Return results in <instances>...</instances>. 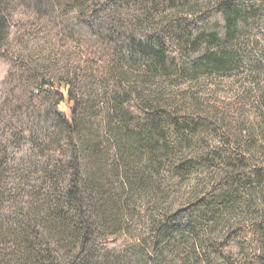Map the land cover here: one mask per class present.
<instances>
[{
    "label": "trees",
    "instance_id": "16d2710c",
    "mask_svg": "<svg viewBox=\"0 0 264 264\" xmlns=\"http://www.w3.org/2000/svg\"><path fill=\"white\" fill-rule=\"evenodd\" d=\"M30 2L43 28L9 47L0 98V264H264V157L225 130L199 145L207 118L147 86L262 66L264 0Z\"/></svg>",
    "mask_w": 264,
    "mask_h": 264
},
{
    "label": "rangeland",
    "instance_id": "374dc122",
    "mask_svg": "<svg viewBox=\"0 0 264 264\" xmlns=\"http://www.w3.org/2000/svg\"><path fill=\"white\" fill-rule=\"evenodd\" d=\"M8 1L4 12L8 19L9 38L5 43L13 42L2 46L0 49V98L4 86L3 82L11 69L9 47L17 44L16 41L19 40H32L36 37V28H43L42 24L38 25L37 12L27 8L26 4L30 0ZM49 11L51 12V10ZM40 35L43 34L38 36ZM242 43L250 51H253V55L259 53L253 47L252 37L244 38ZM259 46L261 45L259 44ZM249 63L250 66L235 70L233 75L198 74L193 76L194 78L192 76H176L147 84V86H149L153 96L158 100L160 99V102L171 100L177 107L187 111L196 110L207 118L208 126L201 130L197 139L199 145L204 146L206 142L210 141L219 142L220 134L225 130L234 136H244L243 138L250 142L255 157L262 160L264 157V103H262L264 94V68L262 67L264 64L262 63L263 65L257 68V61H250ZM198 176L203 177L204 174L187 178L178 188L177 194L165 198V204L167 206L175 205L173 209L184 205L192 191L190 186L196 183ZM136 228L135 221L131 227H128V230L136 234ZM128 236L132 237L133 240V236L129 234ZM121 240L122 238L112 244L119 248L122 246ZM192 255L195 256V254ZM196 256L202 257L199 253Z\"/></svg>",
    "mask_w": 264,
    "mask_h": 264
}]
</instances>
